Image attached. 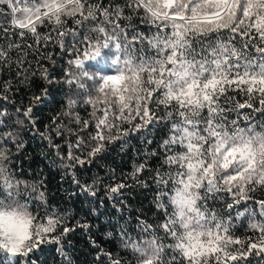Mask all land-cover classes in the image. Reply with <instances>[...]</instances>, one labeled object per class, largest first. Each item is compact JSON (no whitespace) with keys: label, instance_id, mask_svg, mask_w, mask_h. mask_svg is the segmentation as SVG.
<instances>
[{"label":"snow or ice","instance_id":"snow-or-ice-1","mask_svg":"<svg viewBox=\"0 0 264 264\" xmlns=\"http://www.w3.org/2000/svg\"><path fill=\"white\" fill-rule=\"evenodd\" d=\"M253 258L264 0H0V264Z\"/></svg>","mask_w":264,"mask_h":264},{"label":"trees","instance_id":"trees-1","mask_svg":"<svg viewBox=\"0 0 264 264\" xmlns=\"http://www.w3.org/2000/svg\"><path fill=\"white\" fill-rule=\"evenodd\" d=\"M98 61H99V58L97 61H87L85 64L86 70L102 69V71L99 74H101V75L110 74L108 72V70L106 68H104L103 65L101 63H99ZM57 72H59V68H57ZM57 98H59V95ZM47 115H50V113L48 112L47 109H45L43 116H47ZM257 123H259V121H257ZM42 149H43L42 142H40L38 140H29L25 155L32 157V160H33L32 167L33 168H36L38 166L44 168L45 172L48 173V175H49V179L52 182V186L55 187V185L57 184V181H58V174L54 170H50L48 168L47 161H45L41 158L40 153H41ZM107 163L110 166L117 167L118 172L120 169L127 170L129 167L127 158H124L123 160L117 158L115 161H113L112 158H109L107 160ZM25 167H27V164L25 165ZM93 170H95V169H93ZM147 206H148V203H147V201H145V208H147ZM234 229H238V231L236 232L237 235L242 236L245 234V230L243 228H241V226H240V221H236V223L234 225ZM83 259H84V257H81V260H83ZM252 264H264V261H259L258 258H253Z\"/></svg>","mask_w":264,"mask_h":264}]
</instances>
